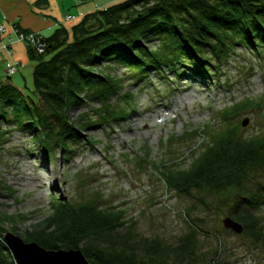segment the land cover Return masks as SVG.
<instances>
[{"label":"trees","instance_id":"obj_1","mask_svg":"<svg viewBox=\"0 0 264 264\" xmlns=\"http://www.w3.org/2000/svg\"><path fill=\"white\" fill-rule=\"evenodd\" d=\"M44 38L43 53L27 45L35 63L33 90L25 93L7 76L0 82V142L16 128L27 130L49 153L53 145L71 153L78 132L131 115L120 103L131 98L124 93V79L100 73L102 65L126 67L135 83L151 72L161 78L170 74L171 80L186 75L210 80L235 47L260 57L264 0H124ZM84 107H92L91 112L71 116L73 109ZM254 107H259L255 100L237 103L223 111V119ZM260 170L264 134L244 136L235 127L213 134L188 167L173 165L160 173L168 188L203 204V193L234 195L228 218L243 226L240 235L264 248ZM6 218L0 215V264H17L4 242ZM46 222L26 233L25 241L48 251H81L91 264H232L218 252L200 251L203 229L191 228L175 243L145 238L133 232L124 211L94 203L54 202Z\"/></svg>","mask_w":264,"mask_h":264},{"label":"rangeland","instance_id":"obj_2","mask_svg":"<svg viewBox=\"0 0 264 264\" xmlns=\"http://www.w3.org/2000/svg\"><path fill=\"white\" fill-rule=\"evenodd\" d=\"M123 1L89 0L74 3L67 12ZM220 67L202 82L188 75L171 80L170 74L161 78L151 72L135 83L126 67L102 65L100 73L124 79V93L131 98L120 103L131 115L78 132L71 153L55 145L49 153L27 130L12 128L0 142V215L11 221L2 226L3 237L13 234L26 244H38L24 237L46 226L54 202L94 203L124 211L128 225L141 237L175 243L198 227L203 229L198 237L201 252H218L232 264H264V248L223 224L234 195L203 193V204L168 188L160 173L173 165L188 167L219 131L238 127L244 136L264 134V49L259 57L235 47ZM16 78L25 93L33 90L30 68L24 78ZM249 99L259 107L223 119L225 109ZM91 108L73 109L71 116ZM256 179L264 184V170ZM260 217L264 223V205Z\"/></svg>","mask_w":264,"mask_h":264},{"label":"crops","instance_id":"obj_3","mask_svg":"<svg viewBox=\"0 0 264 264\" xmlns=\"http://www.w3.org/2000/svg\"><path fill=\"white\" fill-rule=\"evenodd\" d=\"M74 3L80 6L83 2H78V0H0V25L6 24L8 29L7 34L0 33V76L6 77L5 69L18 61L17 72L10 79V82L18 87L19 85L15 83L16 76L24 78V71L28 68L33 71L35 67V63L30 59L26 43L14 42L11 54L2 48L10 39H16V34L11 30V26L17 25L21 31L39 32L47 38L61 26L70 30L86 14L106 8L104 5H94L85 10L80 9L77 14L67 12ZM67 15L72 17L70 21H65ZM18 88L20 89V87Z\"/></svg>","mask_w":264,"mask_h":264},{"label":"water","instance_id":"obj_4","mask_svg":"<svg viewBox=\"0 0 264 264\" xmlns=\"http://www.w3.org/2000/svg\"><path fill=\"white\" fill-rule=\"evenodd\" d=\"M246 124L247 121L243 126ZM223 224L238 235L244 232L243 226L230 218L224 220ZM4 242L17 264H91L81 251H48L35 243L26 244L13 234H6Z\"/></svg>","mask_w":264,"mask_h":264},{"label":"built area","instance_id":"obj_5","mask_svg":"<svg viewBox=\"0 0 264 264\" xmlns=\"http://www.w3.org/2000/svg\"><path fill=\"white\" fill-rule=\"evenodd\" d=\"M72 17L70 15L65 16V21H70ZM11 30L16 34V39H10L7 44H4L2 48L6 49L10 54L12 53L11 47L14 42L26 43L29 47L35 50L37 53H43L45 50V38L39 32H22L18 30L15 25L11 26ZM6 24L0 25V33L7 34ZM19 62L15 61L13 65L5 69L4 73L7 77H12L16 74Z\"/></svg>","mask_w":264,"mask_h":264}]
</instances>
